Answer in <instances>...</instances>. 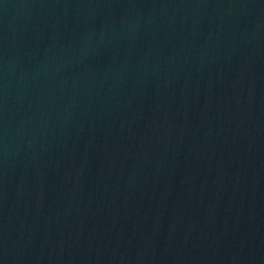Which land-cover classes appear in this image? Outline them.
<instances>
[{"label": "water", "instance_id": "obj_1", "mask_svg": "<svg viewBox=\"0 0 264 264\" xmlns=\"http://www.w3.org/2000/svg\"><path fill=\"white\" fill-rule=\"evenodd\" d=\"M0 264H264V0H0Z\"/></svg>", "mask_w": 264, "mask_h": 264}]
</instances>
